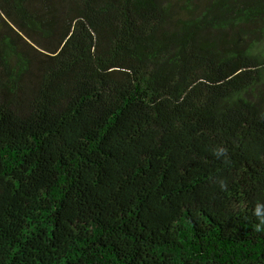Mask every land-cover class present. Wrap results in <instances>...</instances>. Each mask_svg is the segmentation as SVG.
Returning a JSON list of instances; mask_svg holds the SVG:
<instances>
[{
	"label": "trees",
	"instance_id": "16d2710c",
	"mask_svg": "<svg viewBox=\"0 0 264 264\" xmlns=\"http://www.w3.org/2000/svg\"><path fill=\"white\" fill-rule=\"evenodd\" d=\"M258 202L264 0H0V264H264Z\"/></svg>",
	"mask_w": 264,
	"mask_h": 264
},
{
	"label": "clouds",
	"instance_id": "9594fccd",
	"mask_svg": "<svg viewBox=\"0 0 264 264\" xmlns=\"http://www.w3.org/2000/svg\"><path fill=\"white\" fill-rule=\"evenodd\" d=\"M212 155L216 157V159L223 158L224 163H230L229 158V149L226 146L219 145L212 149ZM216 183L220 187L221 191L227 190V180L220 178L216 180ZM253 215L256 217L258 223L254 225V229L257 232L264 230V204L256 203L253 211Z\"/></svg>",
	"mask_w": 264,
	"mask_h": 264
}]
</instances>
